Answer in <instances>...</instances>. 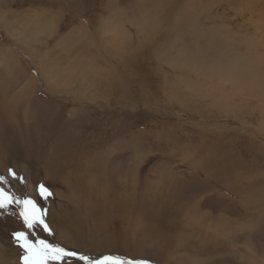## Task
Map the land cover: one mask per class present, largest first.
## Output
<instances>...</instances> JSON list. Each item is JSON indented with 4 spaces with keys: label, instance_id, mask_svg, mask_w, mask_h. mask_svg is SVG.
Listing matches in <instances>:
<instances>
[{
    "label": "rangeland",
    "instance_id": "rangeland-1",
    "mask_svg": "<svg viewBox=\"0 0 264 264\" xmlns=\"http://www.w3.org/2000/svg\"><path fill=\"white\" fill-rule=\"evenodd\" d=\"M166 4L0 0V189L33 200L48 225L29 229L16 203L0 209V264L23 263L17 231L77 253L59 261L49 254L46 264H86L80 255L122 264H264V96L235 85L243 68L232 53L202 57L212 33L238 53L236 61L244 59V69L264 65V0H210L199 31H185L184 39L166 29ZM46 56L68 85L42 75ZM15 72L16 92L27 91L31 102L26 119L3 100V75ZM68 76L90 80L85 100L65 94L74 86ZM91 81L123 85L129 96L106 95L104 87L91 103ZM52 121L91 146L64 148L82 153H64L62 172L43 161L40 145L32 147ZM41 185L52 195H41Z\"/></svg>",
    "mask_w": 264,
    "mask_h": 264
},
{
    "label": "bare ground",
    "instance_id": "bare-ground-1",
    "mask_svg": "<svg viewBox=\"0 0 264 264\" xmlns=\"http://www.w3.org/2000/svg\"><path fill=\"white\" fill-rule=\"evenodd\" d=\"M207 2V3H204ZM214 1V0H213ZM162 2L167 3L168 2V6L166 4V8H165V12L164 14H162V16L164 17V23H166V29L167 30H176L177 32H179V35L181 36V38H185V31H190L192 34L193 30H196V32L199 31V26L200 24L197 23V21L203 19V16H205L207 14V12L209 11L211 7L210 4V0H162ZM244 3V2H243ZM242 3V4H243ZM246 3V2H245ZM248 3V2H247ZM76 4V3H75ZM250 4V3H248ZM246 4V5H248ZM244 5V4H243ZM245 5V6H246ZM252 5V3H251ZM74 6V5H73ZM239 6V4H238ZM237 6V7H238ZM249 6V5H248ZM247 7V6H246ZM76 7H74L75 9ZM78 8V7H77ZM244 8V6H243ZM77 10V9H76ZM243 10V9H242ZM257 10V9H256ZM78 11V10H77ZM237 11H240L239 9ZM251 11V10H250ZM254 11V10H253ZM259 11V10H258ZM236 11H234L235 13ZM260 12V11H259ZM252 13V12H251ZM255 13V12H253ZM212 14V13H211ZM218 14V13H217ZM237 14H240L237 13ZM227 15V14H226ZM236 15V13H235ZM212 16V15H210ZM208 16V17H210ZM254 16V15H253ZM214 18V17H212ZM209 19V18H208ZM167 20V22H166ZM260 20V18H259ZM204 21V19L202 20ZM211 21V20H210ZM259 21H257L258 23ZM201 23V22H199ZM207 23V22H206ZM209 26L213 25L212 22H210L209 24V20L207 23ZM206 24V25H207ZM202 25V24H201ZM205 25V23H204ZM251 25V24H250ZM223 26V25H222ZM252 26V25H251ZM208 27V26H207ZM225 27V26H224ZM261 27V26H260ZM205 28V27H204ZM202 29V28H200ZM206 29V28H205ZM204 29V30H205ZM208 30H210L208 28ZM254 31V30H253ZM15 32V30H14ZM256 32V31H255ZM195 33V32H194ZM197 34V33H196ZM169 35V34H167ZM166 35V36H167ZM207 35V33H206ZM198 36V35H197ZM199 37V36H198ZM255 37V36H254ZM261 37V36H260ZM169 38V37H168ZM187 38V37H186ZM201 38V37H199ZM262 38V37H261ZM183 39H181L183 41ZM260 39V38H259ZM189 41V40H188ZM187 41V43H188ZM17 42V41H16ZM145 42V41H144ZM205 42L207 43V47L204 46V51H203V55L202 57L205 59H223L226 55L229 57L230 55H228V53H232L231 55H235L236 57H233V59L235 60L234 62L240 66V70L243 68V72L242 74L239 75L238 80L236 81L235 85H248L249 87V94L252 95L254 98L260 97V96H264V65H260L259 64V69L254 68L251 69L250 67H246L244 69V66L242 65L241 59L239 61H236L235 58H237V54L236 52L232 51L229 52L230 49V44L227 41L221 40L219 39L217 36L213 35L212 33L208 34V39L206 41L205 38ZM147 43V42H146ZM151 43V41H150ZM179 43V42H178ZM181 43V42H180ZM179 43V44H180ZM186 43V44H187ZM18 44V42H17ZM153 44V43H152ZM158 44V43H156ZM260 44V43H258ZM191 49H195V47L193 45H188ZM169 47V46H168ZM184 47V46H183ZM186 47V46H185ZM150 48V47H149ZM171 48V47H169ZM168 48V49H169ZM188 48V49H190ZM213 48H217V50L215 51ZM264 48V46H263ZM185 50V49H184ZM262 50V49H261ZM173 52V51H172ZM187 52V51H186ZM191 54V53H189ZM188 54V56H189ZM200 54V53H199ZM134 56V55H133ZM251 56L254 60H256L259 63L258 58H256L254 56V54L251 53ZM48 57H45V61H43L41 63L40 68L42 69V75L44 77L47 78H56L57 81L68 85L67 81H66V75L65 74H55V69L54 66L52 64H50L48 62ZM124 57V56H123ZM117 58V57H116ZM180 58V57H179ZM242 58V57H241ZM261 58V57H260ZM195 59V58H194ZM173 60V59H172ZM121 61V59H120ZM164 63V62H163ZM167 63V62H166ZM264 61L261 62V64H263ZM258 64H256L257 66ZM128 66V64H127ZM246 66H248L246 64ZM132 67V65H131ZM167 67V66H166ZM262 69H261V68ZM174 69V68H173ZM177 69V68H176ZM240 72V71H239ZM37 73L41 76L40 71H37ZM237 75V74H236ZM43 77V78H44ZM2 78V76H1ZM20 78H21V73L19 72H15L13 73V77H8L3 75L2 81L4 84V89H5V93L8 96H4L6 102H8V105L10 107V111H12L14 114L16 111L19 110H25L24 111V119H26L30 113L29 110H31V102H30V98H29V94L27 91H19L16 92L17 89L20 86ZM38 78H34L35 82H38L37 80ZM69 85L74 84V86L71 89H67V95L71 96L72 98H74L73 100H85L83 98H86L85 96V91H86V84L90 81L86 78H82V79H76L74 77H70L68 76L67 78ZM220 82V79H219ZM232 82V81H231ZM213 83V82H212ZM223 84H225L223 81L221 83H216V87L221 88L224 87ZM227 84V83H226ZM31 87H33L34 83L31 82ZM91 95L88 99L89 101H92L91 103H93L95 101V97L94 95H96L97 90L99 89L102 90L104 87H106L108 90L107 92H105L104 94L108 95L112 89H115V91L119 92L125 99L128 98L129 93L127 91L126 88H124L123 85H119L116 87H113L112 89L110 87L104 86L102 83H96L95 81H91ZM187 87V86H186ZM242 89V88H241ZM49 91H52L50 87H48ZM59 90V89H58ZM179 89H177L176 91H178ZM225 90V89H224ZM61 92L62 95V91L59 90ZM229 91V90H228ZM231 91V90H230ZM238 92V91H237ZM237 92H234V94H236ZM103 93V92H102ZM223 93V92H222ZM241 94H244L242 92H240ZM187 92H185L184 97H182L184 100L187 98ZM232 94V92H231ZM190 96V95H189ZM228 96V95H227ZM233 97H236L235 95H232ZM232 96H229L231 98H233ZM241 97H243L241 95ZM71 98V99H72ZM245 98V97H244ZM91 99V100H90ZM176 99V98H175ZM225 99V98H224ZM227 99V98H226ZM251 98H249L250 100ZM264 99V97H263ZM2 100V101H3ZM178 100V99H177ZM229 101V99H228ZM77 102V101H76ZM235 102V101H234ZM252 102V101H251ZM248 103V102H247ZM250 103V102H249ZM225 104V101H224ZM230 104V103H227ZM236 104V103H235ZM239 104V103H237ZM243 104V103H242ZM226 105V104H225ZM262 105H264L262 103ZM228 106V105H227ZM235 106V105H234ZM232 106V107H234ZM186 109L190 110L191 107L189 106H184ZM221 107V106H220ZM237 107V106H236ZM234 107L236 110L239 108ZM229 108V106H228ZM258 109V108H257ZM260 109L262 110L263 108L260 107ZM229 110V109H228ZM231 110V108H230ZM264 110V109H263ZM191 111V110H190ZM259 111V110H257ZM38 114V113H37ZM23 117V116H22ZM264 117V116H263ZM17 121V120H16ZM30 122V121H29ZM31 123V122H30ZM55 121L52 122H48V124H46L47 129L49 130V132H47L46 135H40L38 137H36L33 141H32V147H34L35 145L38 144V146L40 145V148L42 149L41 153H42V159L45 162H50V160H52V164H54V169L58 172H62L64 169V153L66 154H80L82 152L77 151V150H69V151H64V148H71V149H75V148H79V147H83V148H87V147H91V146H81L80 144L77 143V141L74 139V137L70 136V135H64L59 131H56L53 127ZM29 123H27L28 125ZM32 125V124H30ZM28 125V126H30ZM26 126V125H25ZM27 126V128H29ZM19 126H17L18 128ZM26 128V127H25ZM18 130V129H17ZM20 130V129H19ZM17 131L20 133V131ZM46 147H52L53 152L52 153H48L46 151ZM25 149L29 150V148L25 147ZM258 153H260V149H257ZM58 161H61V163H59ZM51 164V162H50ZM104 169H106L104 167ZM108 175L109 172L107 171ZM95 186L97 187V185L95 184ZM93 190H95V188ZM99 187V186H98ZM102 188V187H101ZM103 189V188H102ZM255 189V188H254ZM259 206L262 208L263 204L259 201ZM264 203V201H263ZM233 211V210H230ZM81 212V211H80ZM79 212V213H80ZM104 212V211H103ZM109 212V211H108ZM78 213V216L80 215ZM95 215V214H94ZM104 216V215H103ZM79 218V217H78ZM110 218V217H109ZM81 219V218H80ZM111 219V218H110ZM206 226V225H205ZM211 226V225H210ZM210 227L208 225V230H206L207 232L209 231ZM213 230V229H212ZM210 232V231H209ZM208 232V233H209ZM212 234V233H211ZM209 236H212V235ZM216 235V234H215ZM213 235V236H215ZM205 239H208L207 237H202V240L205 241ZM209 241V240H208ZM5 252V251H4ZM7 252V251H6ZM10 254V253H9ZM14 254V253H13ZM6 255V254H5ZM15 255V254H14ZM6 261H4V264H23L21 262L18 261H8L5 258Z\"/></svg>",
    "mask_w": 264,
    "mask_h": 264
},
{
    "label": "snow or ice",
    "instance_id": "snow-or-ice-1",
    "mask_svg": "<svg viewBox=\"0 0 264 264\" xmlns=\"http://www.w3.org/2000/svg\"><path fill=\"white\" fill-rule=\"evenodd\" d=\"M0 179H3L0 177ZM51 196L52 193L41 185V195ZM16 203L21 207L20 216L24 219L25 224L29 229H32L36 224L44 226V230H48V225L44 222L42 214H38L36 203L31 200H14L9 197L3 189H0V209L7 208L10 204ZM14 238L18 245L23 248L26 253L22 257L23 264H46V258L51 255L52 259L63 260L65 256H76L77 253L66 251L64 248H53L52 245L48 244L44 240L34 242L29 239V234L25 231H17L14 233ZM42 256V259H34V257ZM79 259L85 261L86 264H122V262L116 260L113 257H103V259L91 260L89 257L80 255ZM129 264H149L148 261L129 262Z\"/></svg>",
    "mask_w": 264,
    "mask_h": 264
}]
</instances>
